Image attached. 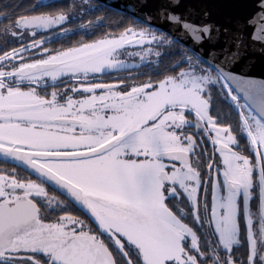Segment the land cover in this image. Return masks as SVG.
Listing matches in <instances>:
<instances>
[{"label":"snow or ice","instance_id":"6c2138e0","mask_svg":"<svg viewBox=\"0 0 264 264\" xmlns=\"http://www.w3.org/2000/svg\"><path fill=\"white\" fill-rule=\"evenodd\" d=\"M218 2L56 48L75 4H0V264H264V0Z\"/></svg>","mask_w":264,"mask_h":264},{"label":"flooded vegetation","instance_id":"af4514ba","mask_svg":"<svg viewBox=\"0 0 264 264\" xmlns=\"http://www.w3.org/2000/svg\"><path fill=\"white\" fill-rule=\"evenodd\" d=\"M15 3L21 6L20 10L24 11V10H30L31 7L33 5H35V7L32 9V11L36 12V14L39 13H51L49 10L51 9H55L56 6L58 8L61 9H69V7L73 4L76 5V8L74 10L69 11V17L68 20L59 26H54L52 29H39L38 31L40 32L41 35H44L46 38H51L50 39V44L46 45L49 47H60L61 45H68L65 43V41L67 40V35L70 36L72 34H74V32H79L81 31V23L79 21H76L77 19L80 18V16L82 14L85 13H95L96 10H98L99 6L102 8V5L89 0V5H84L83 4V0H0V4L2 3ZM81 7H84L85 11H81ZM107 9V8H106ZM109 10V9H108ZM60 27H65V28H70L71 32L67 33V34H61L59 32V28ZM88 35H91V32L88 33ZM37 39L40 38V36L38 35L36 37ZM133 71H135L136 69H132ZM139 71H147L146 68H142V70ZM105 79H109V77H105ZM240 141L242 145L246 144V137L244 136L243 133L240 134ZM6 162L4 161L3 158L0 157V166H3ZM8 167H14L16 165L8 163L7 165ZM22 174H23V169L19 168L18 169ZM253 191L255 192V188L253 189ZM180 206H188L187 201H182ZM249 214L253 217V218H257L258 219V210H257V198L254 195L251 198V202H250V208H249ZM244 225V220L243 217H241V227H243ZM239 246H237L236 248H238Z\"/></svg>","mask_w":264,"mask_h":264},{"label":"water","instance_id":"95a60500","mask_svg":"<svg viewBox=\"0 0 264 264\" xmlns=\"http://www.w3.org/2000/svg\"><path fill=\"white\" fill-rule=\"evenodd\" d=\"M103 7L116 12L120 10V14L127 15L131 17L134 21L139 19L143 21V14L151 13L154 17L151 23L154 26H158L161 29H167L169 26L160 20L159 16L156 14L155 6L160 3V0H148V6L141 7V0H92ZM249 3H253L254 0H248ZM206 5L212 7V15L210 19L215 20L218 23L224 22V15L227 11L218 0H184V7L180 10L189 15L193 20H203L202 11ZM246 16L255 17L248 26V31H252L254 27L258 26L259 17L251 10L247 9L244 13ZM147 23V21H144ZM224 44V37L217 43L216 47H220ZM211 46H206L205 52ZM257 70H259L257 68ZM22 168V167H21ZM23 169V168H22Z\"/></svg>","mask_w":264,"mask_h":264},{"label":"trees","instance_id":"16d2710c","mask_svg":"<svg viewBox=\"0 0 264 264\" xmlns=\"http://www.w3.org/2000/svg\"><path fill=\"white\" fill-rule=\"evenodd\" d=\"M58 10H60V8H58L56 6L55 9H51L50 8L49 11L50 12H56ZM65 10H67V9H65ZM101 12L114 13V11H111V10H108L106 8H102V7L99 6L98 10H96L95 13L91 12V13L82 14L80 16V18L77 19L76 21H79L81 24L82 23H87L88 20H92L93 22H95V17L100 15ZM121 15H123L125 17V19L133 20L131 17H129L127 15H124V14H121ZM111 25L114 26V21H106V22H104L102 20L99 23H93L89 27H81V31H79V32L72 31V32H74V34H72L70 36L67 35V40L65 41V43L66 44H70L72 41L78 40L81 37H83L85 39H94L97 36H99L100 34H102V32L105 31L107 29V27H111ZM90 32H91V35H88V33H90ZM139 70H142V68L139 69ZM183 207L188 208V206H183ZM241 228L243 229V227H241ZM243 237H244V233H243V231H241V238L243 239ZM234 251L237 252V253H242V252H244V247L243 246H239L238 248H235Z\"/></svg>","mask_w":264,"mask_h":264},{"label":"rangeland","instance_id":"374dc122","mask_svg":"<svg viewBox=\"0 0 264 264\" xmlns=\"http://www.w3.org/2000/svg\"><path fill=\"white\" fill-rule=\"evenodd\" d=\"M125 59H127V60H129V62H131L132 60H138V58H136V57H127V56H125L124 57ZM1 158H3V157H1ZM255 220H258L257 218H254Z\"/></svg>","mask_w":264,"mask_h":264}]
</instances>
